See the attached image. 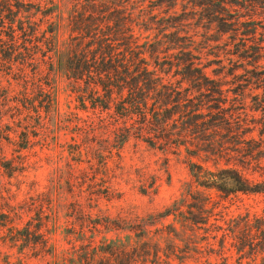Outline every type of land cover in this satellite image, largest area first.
I'll return each mask as SVG.
<instances>
[{"label":"rangeland","instance_id":"rangeland-1","mask_svg":"<svg viewBox=\"0 0 264 264\" xmlns=\"http://www.w3.org/2000/svg\"><path fill=\"white\" fill-rule=\"evenodd\" d=\"M91 1L0 0V222L8 211L20 227L50 215L62 259L80 239L68 226L78 204L151 221L167 264H264V0H98L111 11L108 32L125 30L120 16L131 12L159 77L147 113L161 111L182 133L171 142L138 115L82 107L66 61L72 37L91 24ZM44 91L57 101L50 112ZM237 174L261 191L236 190ZM175 200L209 208L188 227L190 245L171 239L173 216L151 220ZM176 245L185 259L171 254ZM40 247L11 240L0 223V264H51Z\"/></svg>","mask_w":264,"mask_h":264},{"label":"trees","instance_id":"trees-1","mask_svg":"<svg viewBox=\"0 0 264 264\" xmlns=\"http://www.w3.org/2000/svg\"><path fill=\"white\" fill-rule=\"evenodd\" d=\"M98 2V0L90 2L91 10H93L90 14L91 24L80 27L82 31L72 37L71 41L73 42L69 45L70 50L66 61L67 69L75 82L73 91L77 93L82 107L88 108V102H90V107L94 110H111L114 106L116 113L121 117H127V119L138 115L147 127L148 124H155L154 127L149 126L150 131L147 133H153V137L158 140L171 142L177 136H183L182 133L177 134L169 129V123L167 119L161 117V111L152 110L153 120L148 116V100L154 98L151 96H155V94L158 96V90L154 91L159 86V77L155 70L150 69L149 63L145 59L144 54L146 53L142 51V45L137 40L139 35L131 23L133 22L131 12L120 16L125 18V30L117 31V33L115 31L108 32V29L113 26L111 24L113 18L109 17L111 11L106 10L105 5L103 7V1ZM76 16L74 15L73 18ZM122 38L125 39L124 47H118L115 41ZM148 75L149 77H146ZM147 86L152 91L147 92ZM43 96L46 104L45 110L50 112L57 105V101L51 91H44ZM26 98L28 100L27 96ZM177 102L178 106L182 105L181 101ZM26 103L24 101V104ZM37 111L38 116H41L42 112L39 109ZM1 122H3V117L0 118V125ZM78 153L82 155V150ZM96 153L102 155L98 149L95 150ZM109 153L112 154V151ZM5 167L10 168L8 165ZM231 178L237 183L236 190L242 192L261 191L249 187L244 178L238 174ZM216 187L223 189L220 185H216ZM187 208L186 211L184 205L181 206L180 201L175 200L165 211L158 213L159 217H156V214H151L150 216H153L151 220L173 216L171 239L190 245L188 241L184 240L188 227H194V221L198 220L199 212L206 215L210 211L207 203L187 205ZM72 210L74 214H69L72 217L68 221V226L72 229V234L80 239H77V243L73 244L72 255L62 259L58 258L57 248L52 243L50 244L51 235L59 228L55 218L49 219L50 215L43 217L40 214L39 221L35 224L29 221L20 227L21 221L16 222V219L11 216V212L8 211L1 213L3 218L0 223L8 229L11 240L27 241L29 245L34 244L35 248L41 246L40 252L53 257L51 264H167L172 262L173 258L168 256L164 250L161 254L157 249L158 246H161L159 242L156 241L159 244L156 245L151 240L149 224L151 221L141 216H136L133 219H114L110 215H94L78 204L74 205ZM41 211L43 212V207ZM73 219L76 220L73 221ZM53 220H55L54 230L49 226V221ZM115 229H121L125 234L121 235L116 232L115 236H110L109 232ZM176 248L177 250L171 254H174L179 260L185 259L188 251H181L179 245H176Z\"/></svg>","mask_w":264,"mask_h":264}]
</instances>
